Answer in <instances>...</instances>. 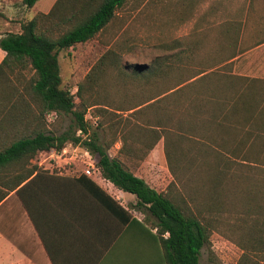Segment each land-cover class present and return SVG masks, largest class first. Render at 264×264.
Listing matches in <instances>:
<instances>
[{"label": "trees", "instance_id": "trees-1", "mask_svg": "<svg viewBox=\"0 0 264 264\" xmlns=\"http://www.w3.org/2000/svg\"><path fill=\"white\" fill-rule=\"evenodd\" d=\"M37 1L21 4L30 9ZM128 1L56 0L48 13L34 14L20 23L18 32L0 38L5 52L0 112L8 101L15 129L13 144L0 152L1 167L13 163L0 187L20 195L47 172L31 163L37 154H60L66 144L80 146L96 156L94 167L103 179L135 196L141 224L156 230L158 264H199L211 234L225 235V230L243 251L242 259L249 252L264 254V79L212 69L189 72L183 65L186 52L124 72L109 51L76 93L62 87L59 53L93 39ZM107 63L116 69L117 85L138 83V96L145 99L125 109L113 106L115 111L102 107L108 106L97 101L106 100L99 92ZM89 109L94 122L86 117ZM147 110L161 112L149 120L143 118ZM117 112L128 113L124 117ZM51 113L56 119L70 116L68 128L56 134L55 123L47 122ZM161 138L172 176L166 192L134 175L119 156L109 155L120 141L119 155L142 162ZM76 182L83 195H90L120 224L136 222L92 178L82 174ZM174 185L187 195L174 194ZM6 191L0 190V200Z\"/></svg>", "mask_w": 264, "mask_h": 264}, {"label": "rangeland", "instance_id": "rangeland-1", "mask_svg": "<svg viewBox=\"0 0 264 264\" xmlns=\"http://www.w3.org/2000/svg\"><path fill=\"white\" fill-rule=\"evenodd\" d=\"M51 1L38 0L31 9H28L21 4V0H0V32L4 33V21L9 22L5 30L10 29L15 32L21 22L31 19ZM263 40L264 0H129L115 12L111 22L93 39L59 53L62 87L69 89L72 94L76 93L78 84L109 51L112 52L111 57L117 61L118 70L122 69L124 72L131 71L135 65L149 66L156 60L165 57L172 59L173 55L186 52L183 65L189 72L212 69L219 73L225 71L240 75L238 70H234V62L223 61L234 53L247 51ZM113 67L111 63H107L104 68L100 77L103 90L99 93L105 95L106 100L99 98L97 101L101 104L107 103L108 106L102 107L110 111H115L113 106L125 109L136 105L135 103L140 100L138 83L132 84L128 80L125 84L117 80V85L115 79L118 78ZM242 68L239 66L238 69L241 70L239 73L243 74L241 76H246L247 71ZM167 106L166 101L164 107ZM92 111L89 109L86 117L94 122L97 118L93 117ZM127 113L123 112L121 115L125 117ZM156 113L147 110L143 118L152 120ZM57 119L53 113L47 116V122L55 123L52 129L59 134L68 128L70 116ZM120 146L121 142L117 141L109 150V155L119 156L135 175L144 179L156 191H167L172 176L164 156L163 138L156 143L141 163L119 155ZM96 159V156L89 154L80 146L66 144L60 154L39 153L33 161L35 165L42 163L40 170L54 175L80 176L85 175L86 169H90L91 173L88 177L98 181L99 186L109 195L133 196L103 179L96 168H92ZM77 192L78 195L84 194L80 186ZM181 192L187 195L181 187L174 185V194ZM134 203L135 200L131 199L123 204L129 207ZM131 213L142 217L137 210H131ZM225 235L217 232L211 234L209 245L201 249L199 264H264V254L258 252H249L242 259L241 248L228 239L229 230H225Z\"/></svg>", "mask_w": 264, "mask_h": 264}, {"label": "crops", "instance_id": "crops-1", "mask_svg": "<svg viewBox=\"0 0 264 264\" xmlns=\"http://www.w3.org/2000/svg\"><path fill=\"white\" fill-rule=\"evenodd\" d=\"M55 1L40 12L48 11ZM8 24L4 21L0 38L13 32L5 30ZM4 56L0 49V63ZM229 62H234V70L240 75L238 68L242 66L246 76L264 78V40ZM8 95L6 92V101ZM8 105L7 101L5 111L0 112V152L7 150L15 138ZM38 164L40 167L42 163ZM12 166H0V181L8 180ZM77 178L45 172L20 195L0 187L6 191L0 200V264H158L159 246L153 238L156 230L141 224L143 214L135 208V196L110 195L130 213L137 210L142 215L140 218L131 213L136 222L120 224L90 195H78ZM131 199L135 200L133 205L123 204Z\"/></svg>", "mask_w": 264, "mask_h": 264}, {"label": "built area", "instance_id": "built-area-1", "mask_svg": "<svg viewBox=\"0 0 264 264\" xmlns=\"http://www.w3.org/2000/svg\"><path fill=\"white\" fill-rule=\"evenodd\" d=\"M92 168H93V165H92ZM84 173H85L86 176H89L90 173H91V171H90V169H86V170L84 171Z\"/></svg>", "mask_w": 264, "mask_h": 264}]
</instances>
